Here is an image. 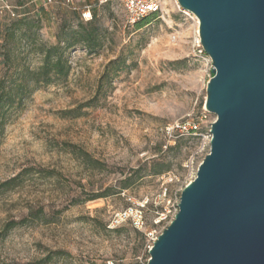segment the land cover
<instances>
[{
	"label": "rangeland",
	"instance_id": "1",
	"mask_svg": "<svg viewBox=\"0 0 264 264\" xmlns=\"http://www.w3.org/2000/svg\"><path fill=\"white\" fill-rule=\"evenodd\" d=\"M3 1L20 12L18 2ZM32 6L10 37L6 27L16 21L0 12V264H148L211 149L210 130L205 142L171 140L166 131L205 110L214 75L199 52L197 19L175 0H164L141 28L119 4L101 8L94 25L63 4ZM91 34L92 41L76 43ZM59 43L67 76L37 83L31 74L44 50ZM119 57L125 66L101 81ZM95 98L82 116L67 114ZM80 150L106 169L85 165L74 153ZM159 161L168 166L162 175L144 170L128 190L84 202L115 186L122 172ZM14 178V187L5 186ZM31 213L39 217L8 230Z\"/></svg>",
	"mask_w": 264,
	"mask_h": 264
},
{
	"label": "water",
	"instance_id": "2",
	"mask_svg": "<svg viewBox=\"0 0 264 264\" xmlns=\"http://www.w3.org/2000/svg\"><path fill=\"white\" fill-rule=\"evenodd\" d=\"M213 64L211 149L148 264H264V0H176Z\"/></svg>",
	"mask_w": 264,
	"mask_h": 264
},
{
	"label": "trees",
	"instance_id": "3",
	"mask_svg": "<svg viewBox=\"0 0 264 264\" xmlns=\"http://www.w3.org/2000/svg\"><path fill=\"white\" fill-rule=\"evenodd\" d=\"M106 6H108V5H106ZM103 7H105V6H103ZM103 7H100V8H97L94 10L93 20L90 22L83 21V19L81 18V16L79 14H77L75 12H73V13L77 14L80 17L82 22L91 23L94 25L97 14H98L99 10ZM6 15H8L12 21H16V22H13V24L11 26L6 27V36H9V37L12 36L14 33V29H15L14 25L15 26L25 25V23H27V20H28L27 15L22 17V18H12L9 14H6ZM147 20H148V18H145V19L137 22L135 24V27L141 28ZM93 37H94L93 34H91L89 37L83 36L76 43H80V42L88 43V42L93 40ZM86 47H87V49L90 48V46H88V45ZM125 64H126V60L121 58V57L117 58L116 60L111 61L107 65V68L105 70L103 77L101 78V81H111L113 78H109V73H110L109 70L112 69V71L114 73H117L118 71H120L125 66ZM172 64H174V63H172ZM69 68L70 67L68 66V64L64 58L61 43H59L56 46L46 47V49L44 50V61H43L41 68L39 69V71L32 73L31 75L33 76V78H35V81L37 83H40V81H42L45 84H50V83H52L53 78H60L63 76H67V74L69 72ZM41 79H43V80H41ZM3 100H4V96L1 94V81H0V106L3 103ZM96 100H97V98H95L91 102H88L86 104L81 105L80 107H78L75 110H71V111L67 112V114H73L74 118H78V117L82 116L81 111L84 108L93 107ZM184 139H186V138H180L177 140H184ZM74 153L80 159H82V162L85 165L89 166L92 170L102 172L106 169V165L104 163H102L99 160L94 159L87 152L80 150V151H77ZM164 163L165 162H163V161H159L158 163H152L150 168H148V164L146 163L142 167L140 166L138 169L130 171L129 174L122 172V175L124 177L121 180H119L115 186H110L100 193L92 194V196H89L84 202L95 201L98 199H105L111 195L118 194L123 190H128L142 177V175L140 173L144 170L149 169V172L152 175H162L163 173H165L168 170V166H166ZM16 181H17V179L14 178V179L6 182L5 186L14 187ZM38 217L39 216H37L36 214L34 215V213H31L29 217H25L23 220H21L19 222H11L8 225V230L14 229L19 225H23L25 223H28L31 219H36ZM141 236L143 237V234H141Z\"/></svg>",
	"mask_w": 264,
	"mask_h": 264
},
{
	"label": "built area",
	"instance_id": "4",
	"mask_svg": "<svg viewBox=\"0 0 264 264\" xmlns=\"http://www.w3.org/2000/svg\"><path fill=\"white\" fill-rule=\"evenodd\" d=\"M0 1L2 2V6L0 7L1 13L9 14L12 18H22L26 16L25 14H19L8 2L3 0ZM163 1L164 0H63V5L70 8L72 12L79 14L83 21L90 22L93 20V12L95 9L109 4H119L125 8L130 22L135 24L151 15L161 12ZM54 3L55 0H41L43 8L51 7ZM197 45L199 52L212 63L211 58L205 53L200 40ZM209 115H211V113L205 108L201 116L197 118L176 122L167 126L166 131L169 138L171 140H177L180 138L198 137L205 142L207 137L205 131L210 130L209 132L211 133L212 126L217 120L215 119L212 122L207 121ZM205 122L208 124L206 125ZM210 143L211 140H209V146ZM203 146L204 144H202V147ZM195 162L196 156L193 155L189 161L188 167L193 169ZM129 215V212L124 213L126 217H129Z\"/></svg>",
	"mask_w": 264,
	"mask_h": 264
},
{
	"label": "crops",
	"instance_id": "5",
	"mask_svg": "<svg viewBox=\"0 0 264 264\" xmlns=\"http://www.w3.org/2000/svg\"><path fill=\"white\" fill-rule=\"evenodd\" d=\"M13 2H18L21 5V8H18L20 12H25L28 9H32L33 4H41V0H11ZM63 0L60 2L59 0H55V4H63ZM53 6V5H52ZM51 6V7H52ZM19 12V13H20ZM27 15V14H26Z\"/></svg>",
	"mask_w": 264,
	"mask_h": 264
},
{
	"label": "bare ground",
	"instance_id": "6",
	"mask_svg": "<svg viewBox=\"0 0 264 264\" xmlns=\"http://www.w3.org/2000/svg\"><path fill=\"white\" fill-rule=\"evenodd\" d=\"M197 19V18H196ZM197 22H198V24H199V20L197 19Z\"/></svg>",
	"mask_w": 264,
	"mask_h": 264
}]
</instances>
